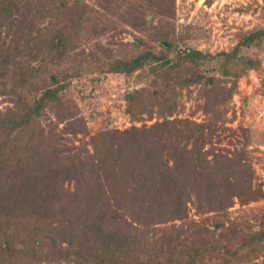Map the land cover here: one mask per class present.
<instances>
[{
	"label": "trees",
	"instance_id": "trees-1",
	"mask_svg": "<svg viewBox=\"0 0 264 264\" xmlns=\"http://www.w3.org/2000/svg\"><path fill=\"white\" fill-rule=\"evenodd\" d=\"M237 38L188 44L176 0H0V264H264V209H245L264 200L253 134L227 127L264 28ZM95 75L135 84L132 126L76 146L75 82Z\"/></svg>",
	"mask_w": 264,
	"mask_h": 264
},
{
	"label": "rangeland",
	"instance_id": "rangeland-1",
	"mask_svg": "<svg viewBox=\"0 0 264 264\" xmlns=\"http://www.w3.org/2000/svg\"><path fill=\"white\" fill-rule=\"evenodd\" d=\"M176 24L180 36L200 50L213 53L229 50L236 45L240 32L264 28V0H217L211 6L207 5L206 0H176ZM128 36L127 33L123 35L124 38ZM261 56L264 58V53ZM135 88V84L128 83L126 77L116 75H95L76 81L72 99L78 114L86 118L90 135L85 137L80 134L78 139H74L75 145L88 142L91 136L109 125L120 130L130 128L132 123L125 113V96ZM6 106L0 101L1 109ZM196 106V100H187L185 113L180 117L191 116ZM204 118L203 112H199L194 120L202 122ZM227 119L228 128L238 130L243 126L252 131L250 149L253 150L254 167L260 181L264 182V62L261 72L251 71L240 80L238 94L233 98ZM156 120L145 123L151 125ZM143 123L134 124L141 126ZM43 124L51 126L49 121ZM223 136L224 142L220 146H231L228 133ZM88 148L92 151L91 146ZM239 208L236 205L231 209L233 217L238 216ZM245 209H248L250 216L258 215L264 209V200L252 203ZM191 218L201 220L194 207Z\"/></svg>",
	"mask_w": 264,
	"mask_h": 264
}]
</instances>
